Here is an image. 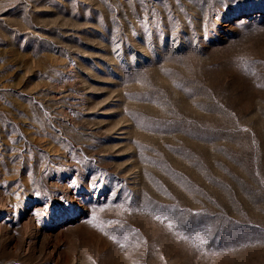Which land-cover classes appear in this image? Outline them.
I'll list each match as a JSON object with an SVG mask.
<instances>
[{
    "label": "rangeland",
    "instance_id": "rangeland-1",
    "mask_svg": "<svg viewBox=\"0 0 264 264\" xmlns=\"http://www.w3.org/2000/svg\"><path fill=\"white\" fill-rule=\"evenodd\" d=\"M0 264H264V0H0Z\"/></svg>",
    "mask_w": 264,
    "mask_h": 264
}]
</instances>
